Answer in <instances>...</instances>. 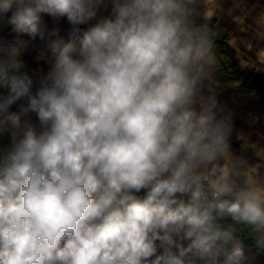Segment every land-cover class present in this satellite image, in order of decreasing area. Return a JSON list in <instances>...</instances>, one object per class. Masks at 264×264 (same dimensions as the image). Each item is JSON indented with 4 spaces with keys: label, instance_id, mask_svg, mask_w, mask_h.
<instances>
[{
    "label": "clouds",
    "instance_id": "1",
    "mask_svg": "<svg viewBox=\"0 0 264 264\" xmlns=\"http://www.w3.org/2000/svg\"><path fill=\"white\" fill-rule=\"evenodd\" d=\"M209 6L0 0V264H253L264 147L218 99Z\"/></svg>",
    "mask_w": 264,
    "mask_h": 264
},
{
    "label": "crops",
    "instance_id": "2",
    "mask_svg": "<svg viewBox=\"0 0 264 264\" xmlns=\"http://www.w3.org/2000/svg\"><path fill=\"white\" fill-rule=\"evenodd\" d=\"M209 5V19L206 22L211 21L213 18L215 20L211 28L212 36L215 40L224 37L226 48L222 50L227 54V63L231 67V70L242 74L246 78L249 86H244L242 79L233 80L222 76V64L216 56L220 63V70L217 74L218 79L221 83L239 82L240 89L245 92L249 90L251 94H254L251 95L252 101L250 104L247 101L237 103V101H233L235 97L232 95V87H227L221 92L218 99L226 110L233 113L235 132H242L248 135L253 142H257L264 147V95L256 88L250 86L253 83H258L264 90V85L257 80L250 81L243 71L235 69L231 63L232 41H242L241 44L245 46L249 44L248 41H255L256 46H264V39L260 38L254 24L255 16L259 12L264 11V0H209ZM47 22L49 27L54 26L51 19H48ZM91 23H94V21L90 22L89 25L81 26L82 30L90 27ZM56 26L61 29L62 35L65 38L73 35V28L66 20ZM13 39L14 36L9 34L7 28L0 31V40H3V42L10 43ZM47 51L45 42L35 41L26 52L24 59L29 67H35L38 63L37 55ZM245 98L247 100V95ZM233 147L237 149L239 154L240 142L236 140L235 133L233 135ZM247 158L249 160L254 159L251 152L247 153ZM251 254L255 257L253 264H264L263 252L251 249Z\"/></svg>",
    "mask_w": 264,
    "mask_h": 264
},
{
    "label": "rangeland",
    "instance_id": "3",
    "mask_svg": "<svg viewBox=\"0 0 264 264\" xmlns=\"http://www.w3.org/2000/svg\"><path fill=\"white\" fill-rule=\"evenodd\" d=\"M232 42L231 63L234 68L243 71L250 81L257 80L264 85V73H256L253 67L256 64L257 56L264 60V51H261L264 46H256L255 41H248L249 44L247 46L241 44L242 41ZM232 95L236 98H233V101H237V103L247 101L250 104L252 101L251 95L254 94H251L249 90L245 92L238 86L232 87ZM246 95L248 97L247 100H245Z\"/></svg>",
    "mask_w": 264,
    "mask_h": 264
},
{
    "label": "trees",
    "instance_id": "4",
    "mask_svg": "<svg viewBox=\"0 0 264 264\" xmlns=\"http://www.w3.org/2000/svg\"><path fill=\"white\" fill-rule=\"evenodd\" d=\"M214 21L215 20L213 18L211 21L206 22L205 23V29H206V33L212 38V41H213V44H214L215 55L221 61V64H222L221 74H222V76L229 77V78H231L233 80L242 79L243 80V85L244 86H249V83L247 82L246 78L242 74L231 70V67L227 63V60H226L227 59V54L222 50L223 48H226V43L224 42V37H221L220 39H217V40H215L213 38L212 33H211V28H212V25H213ZM250 86L253 87V88H256L262 95H264V90L258 83H253ZM245 243H246V245H249L251 249H256L254 247L253 241L246 240ZM260 251L264 253V250H260Z\"/></svg>",
    "mask_w": 264,
    "mask_h": 264
}]
</instances>
